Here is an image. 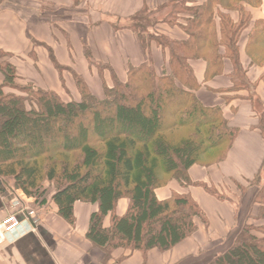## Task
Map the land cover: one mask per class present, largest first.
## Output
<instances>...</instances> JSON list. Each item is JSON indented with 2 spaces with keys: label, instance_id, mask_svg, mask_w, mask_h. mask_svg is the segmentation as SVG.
I'll use <instances>...</instances> for the list:
<instances>
[{
  "label": "trees",
  "instance_id": "obj_1",
  "mask_svg": "<svg viewBox=\"0 0 264 264\" xmlns=\"http://www.w3.org/2000/svg\"><path fill=\"white\" fill-rule=\"evenodd\" d=\"M83 1L73 0V5ZM252 5L264 13V0H170L161 19L141 9L126 25L115 27L134 32L145 51L152 44L160 47L167 54V73L158 75L151 62L128 67L124 81L111 74L102 98L77 76V100L65 101L25 81V87L14 90L10 80H23L5 60L0 64V178H11L14 189L28 197L38 193L42 181L53 183L50 201L67 220L74 203L96 204L87 236L107 257L115 249L167 251L188 238L197 222L206 224L205 215L188 194L171 191L159 200L156 190L171 182L181 189L199 185L190 181L189 169L221 162L238 132L219 107H204L197 100L198 84L188 62L203 60L208 80L222 73L226 59L232 65L231 90L249 91L239 36L249 27L246 55L264 42V18L251 21ZM160 20L187 38L156 33ZM260 180L258 175L250 185ZM120 199L129 203L123 216L114 212ZM253 203L264 219V183ZM247 218L233 242L208 264H264V223Z\"/></svg>",
  "mask_w": 264,
  "mask_h": 264
},
{
  "label": "crops",
  "instance_id": "obj_2",
  "mask_svg": "<svg viewBox=\"0 0 264 264\" xmlns=\"http://www.w3.org/2000/svg\"><path fill=\"white\" fill-rule=\"evenodd\" d=\"M204 1L194 0V4ZM169 3L170 0H84L74 6L73 0H0V52L7 55L4 60L15 67L17 77L37 88L63 98L66 85L77 94V100L74 75L88 88L91 81L97 80L101 98L104 84H111V74L124 81L128 67L151 62L156 73H167V54L160 47L152 44L145 51L134 32L115 26L123 27L143 8L154 15L167 12ZM258 18H264L263 11ZM154 31L172 40L187 38L180 28L161 20ZM245 43H239L240 64L243 80L253 85L249 91L231 90L232 65L226 59L222 73L208 80L203 60L188 62L198 84L194 91L197 100L204 107H219L228 124L238 131L225 158L217 164L189 169L190 181L199 185L181 189L171 182L156 190L159 200L166 199L171 191L188 194L205 215V225L197 222L192 235L167 251L115 249L107 257L87 236L96 204L74 203L71 219L67 220L58 214L50 199L34 204L31 197L14 189L11 178H0V222L11 213L20 220L19 226L0 243V264H208L223 252L247 217L258 212L253 203L256 186L243 194L238 186L246 187L260 176L264 166V81L260 80L264 70L257 64L250 66ZM3 80L0 72V85ZM202 185L225 194L226 199L219 200ZM17 200L32 212V222L18 213ZM128 204L127 199L118 200L115 214L123 216ZM102 225H110L109 215Z\"/></svg>",
  "mask_w": 264,
  "mask_h": 264
},
{
  "label": "rangeland",
  "instance_id": "obj_3",
  "mask_svg": "<svg viewBox=\"0 0 264 264\" xmlns=\"http://www.w3.org/2000/svg\"><path fill=\"white\" fill-rule=\"evenodd\" d=\"M252 6L255 7L254 10H253L254 15L251 18V21L253 22V21L259 19L258 17H261L262 9L260 7L257 8L255 5H252ZM165 13L166 12H162V13L159 12L158 15H154V16H157L156 17L157 19H161L164 16ZM233 14L235 15L234 17H236V18L238 17L237 12H233ZM247 32H249V27H248V29H246V31H243L240 34L239 41H247V36H248ZM256 49H258V50H256ZM249 54L250 55H247V57L251 61L250 62L251 63L250 66L253 67L254 64H257L260 68H262L264 70V42L262 44L258 45V47L253 49V51H251ZM253 60H255V63H254ZM4 61H5L4 58L0 56V64L1 65L3 64ZM157 74L160 75L159 72H157ZM240 75H242V74H240ZM72 76H73L72 78L74 80L75 86H77L76 78H75L74 75H72ZM125 79H126V77H125ZM26 84L27 83H25L24 81H21V80L20 81L19 80H10V84L9 85H10V88H12L14 90H16V89L20 90L23 87H25ZM98 86H99V82L97 80H95V81H91V86L89 88L90 92L94 96H96L97 98H98V96H100V89H99ZM249 86L252 87L250 84H249ZM63 89H64V92L62 93V97H63L62 99L63 100L70 101V100H75V98H77V94L75 92H73L72 90H70L66 85H64ZM78 95H79V93H78ZM102 97H103V93H102ZM253 101H254L253 102L254 108L256 109V111L259 112L260 107L257 106L256 100L253 99ZM260 177H261L260 182L256 183L257 184L256 185L257 189H259L264 183V166L262 167V171L260 173ZM238 187H240V186H238ZM252 187H254V185H252V184L250 185V183H248V185L246 187H244V188L240 187V188H242V189H240L241 193L243 194L248 188H252ZM253 189L255 190V188H253ZM54 191H55V185L53 183L47 182L45 180L42 181L41 182V189L38 191V193L36 195L31 197L33 203L34 204H40V203H43L45 201H48L50 199V197H51V194ZM38 195H40V196H38ZM223 195L225 196V194H223ZM262 218H263L262 214L257 212L254 216L251 217L250 222L253 221L255 223H260V222L264 223V219H262Z\"/></svg>",
  "mask_w": 264,
  "mask_h": 264
},
{
  "label": "built area",
  "instance_id": "obj_4",
  "mask_svg": "<svg viewBox=\"0 0 264 264\" xmlns=\"http://www.w3.org/2000/svg\"><path fill=\"white\" fill-rule=\"evenodd\" d=\"M18 213L23 215L24 220L32 222V212L26 210L24 203L21 200H17ZM20 224L15 213H11L0 222V243L5 241L8 233L16 229Z\"/></svg>",
  "mask_w": 264,
  "mask_h": 264
}]
</instances>
